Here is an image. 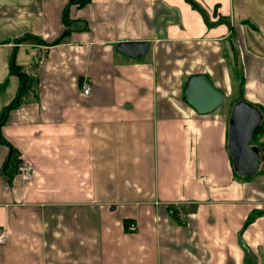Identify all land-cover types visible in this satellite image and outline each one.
I'll return each mask as SVG.
<instances>
[{"label": "crops", "instance_id": "0c3cea01", "mask_svg": "<svg viewBox=\"0 0 264 264\" xmlns=\"http://www.w3.org/2000/svg\"><path fill=\"white\" fill-rule=\"evenodd\" d=\"M2 96L0 264H264L263 169L228 150L235 102L264 121V0H0Z\"/></svg>", "mask_w": 264, "mask_h": 264}, {"label": "water", "instance_id": "95a60500", "mask_svg": "<svg viewBox=\"0 0 264 264\" xmlns=\"http://www.w3.org/2000/svg\"><path fill=\"white\" fill-rule=\"evenodd\" d=\"M147 41H122L118 48L132 57H141L148 50ZM187 101L200 113L217 109L224 101V93L215 87L205 74L192 75L185 87ZM263 121L261 109L240 99L234 103L228 126V150L235 172L240 176H253L262 168L261 149L250 144Z\"/></svg>", "mask_w": 264, "mask_h": 264}, {"label": "built area", "instance_id": "2783aa9c", "mask_svg": "<svg viewBox=\"0 0 264 264\" xmlns=\"http://www.w3.org/2000/svg\"><path fill=\"white\" fill-rule=\"evenodd\" d=\"M83 91L86 94L90 93L91 86L89 85V83H85L83 85ZM17 169L24 179L28 180L32 177V174H33L32 166L29 163H26V162L20 163ZM131 227L135 228L134 224H132ZM6 241H7V232L4 230H1L0 231V243H5Z\"/></svg>", "mask_w": 264, "mask_h": 264}, {"label": "trees", "instance_id": "16d2710c", "mask_svg": "<svg viewBox=\"0 0 264 264\" xmlns=\"http://www.w3.org/2000/svg\"><path fill=\"white\" fill-rule=\"evenodd\" d=\"M86 1L87 0H75V2L80 3V4H83ZM194 6L198 8L197 5L194 4ZM24 39H26V38H24ZM17 101H18V97L9 105V108L13 107ZM263 131H264V121H262L261 125L257 128V130H256V132L254 134L253 140L251 142L253 143V142L257 141V138H259V136L263 133ZM15 153H16V149L13 147L12 148V156L10 157V160H9L8 163H13L14 164L13 167L14 168H18L19 159H18V157L16 156ZM245 177H251V176H245ZM252 219H253V216L249 217L246 223L251 222Z\"/></svg>", "mask_w": 264, "mask_h": 264}, {"label": "rangeland", "instance_id": "374dc122", "mask_svg": "<svg viewBox=\"0 0 264 264\" xmlns=\"http://www.w3.org/2000/svg\"><path fill=\"white\" fill-rule=\"evenodd\" d=\"M3 98H4V96H2V99H1V101L0 102H3ZM11 101L13 100V99H10ZM1 116L2 115H0V119H1ZM263 133H264V131H263ZM263 133L259 136V138H257V141H255V142H253V143H256L260 148H261V153H262V177H264V136H263ZM258 175V174H257Z\"/></svg>", "mask_w": 264, "mask_h": 264}]
</instances>
